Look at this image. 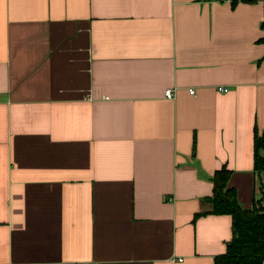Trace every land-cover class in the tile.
Here are the masks:
<instances>
[{
    "label": "crops",
    "instance_id": "obj_1",
    "mask_svg": "<svg viewBox=\"0 0 264 264\" xmlns=\"http://www.w3.org/2000/svg\"><path fill=\"white\" fill-rule=\"evenodd\" d=\"M231 1L0 0V264L225 253L210 179L264 180V0Z\"/></svg>",
    "mask_w": 264,
    "mask_h": 264
},
{
    "label": "trees",
    "instance_id": "obj_2",
    "mask_svg": "<svg viewBox=\"0 0 264 264\" xmlns=\"http://www.w3.org/2000/svg\"><path fill=\"white\" fill-rule=\"evenodd\" d=\"M259 28L264 32V3ZM259 42L264 43V36ZM253 171L260 177L264 174V136L256 133L253 136ZM228 177L229 171L224 168L215 172L210 179L212 194L205 199L211 206V214L228 215L231 219V240L214 264H264V180L258 183L259 197L253 207L243 210L237 204L234 191L227 188Z\"/></svg>",
    "mask_w": 264,
    "mask_h": 264
},
{
    "label": "built area",
    "instance_id": "obj_3",
    "mask_svg": "<svg viewBox=\"0 0 264 264\" xmlns=\"http://www.w3.org/2000/svg\"><path fill=\"white\" fill-rule=\"evenodd\" d=\"M222 92H226V90H222ZM189 94H192L191 91H189ZM164 97L167 98V99H170L172 97V94L169 90H166L165 93H164Z\"/></svg>",
    "mask_w": 264,
    "mask_h": 264
}]
</instances>
